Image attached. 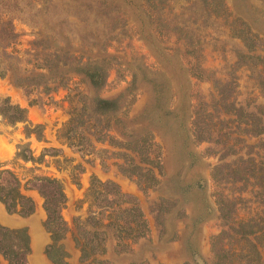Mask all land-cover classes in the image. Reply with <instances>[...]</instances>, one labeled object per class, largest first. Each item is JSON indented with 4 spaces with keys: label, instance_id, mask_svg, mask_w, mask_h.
Returning a JSON list of instances; mask_svg holds the SVG:
<instances>
[{
    "label": "rangeland",
    "instance_id": "1",
    "mask_svg": "<svg viewBox=\"0 0 264 264\" xmlns=\"http://www.w3.org/2000/svg\"><path fill=\"white\" fill-rule=\"evenodd\" d=\"M96 98L118 109L98 115ZM3 172L35 203L25 218L0 199L29 264H53L49 181L71 264L85 237L105 250L87 264H264V0H0ZM134 207L139 240L113 225L134 229Z\"/></svg>",
    "mask_w": 264,
    "mask_h": 264
},
{
    "label": "trees",
    "instance_id": "2",
    "mask_svg": "<svg viewBox=\"0 0 264 264\" xmlns=\"http://www.w3.org/2000/svg\"><path fill=\"white\" fill-rule=\"evenodd\" d=\"M81 73L87 79H89V82L93 87L99 88L102 85L104 75H102L100 70L94 69L90 72L82 71ZM50 74H52V69L48 72L47 75ZM58 74H61V72L56 71L55 73H53V75L56 77H58ZM47 75L38 73L30 75V78L36 79L38 84L43 83V86L46 90H52L53 87L50 88V85H53L54 83L52 82L56 81L55 79L47 80ZM93 103L95 112L98 115L100 114L101 116H107L109 113L117 110L119 106L116 100L101 98H96ZM81 124L82 122H80V125ZM1 180H5V182L1 181L0 184V199L7 207L9 213L18 214L25 218L33 215L35 212V203L31 198L26 197L19 191L16 181L17 179L10 172H3ZM47 184L50 186L43 184L41 192L46 199L45 207L48 213V219L45 223V226L48 232L51 233L53 242L52 244L47 246L46 255L53 264H71L67 260L68 254L64 251V248L60 243V241L62 240V236L64 235L66 230V227L64 226L65 223L60 215V209L63 204H65L63 188L55 181H49L47 182ZM133 210L136 212V227L134 229H132L129 225L120 226L119 224H117V217H115L116 219L113 225H115L116 228L119 227L120 233L126 234L120 235V237L122 236V238H124V236L125 238H129V235L132 234L131 231L136 233V239L138 240L146 238L149 231L147 221L144 220V217L139 208L134 207L132 211ZM92 219H94V217H92ZM128 230L131 231L129 232ZM262 231H264V227ZM253 232H256V230H254ZM243 234L245 236L249 234V232L244 231ZM90 242L91 241H88L87 237H85L84 243L81 245L83 264H87L86 262H88V260H90V258L94 256L104 254L105 251L103 249L102 251H100L99 249H95L93 248L94 246H92L91 248V245L89 246ZM99 246H101V244ZM253 248L256 256L259 259V257L261 256L260 250L257 249V246H254ZM30 255L31 240L27 229H10L0 224V264L1 258L7 261V264H29L28 259ZM256 256L254 257L255 260H257ZM250 262H253V260H251ZM257 264L263 263L259 262L258 260Z\"/></svg>",
    "mask_w": 264,
    "mask_h": 264
},
{
    "label": "crops",
    "instance_id": "3",
    "mask_svg": "<svg viewBox=\"0 0 264 264\" xmlns=\"http://www.w3.org/2000/svg\"><path fill=\"white\" fill-rule=\"evenodd\" d=\"M1 210V209H0ZM1 215H3V214H1ZM3 218H5V216H2Z\"/></svg>",
    "mask_w": 264,
    "mask_h": 264
}]
</instances>
